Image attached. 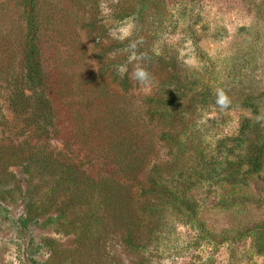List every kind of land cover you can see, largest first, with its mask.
<instances>
[{
  "label": "rangeland",
  "instance_id": "obj_1",
  "mask_svg": "<svg viewBox=\"0 0 264 264\" xmlns=\"http://www.w3.org/2000/svg\"><path fill=\"white\" fill-rule=\"evenodd\" d=\"M16 1L0 0V12L6 14L7 24L20 22L25 27ZM39 4L41 60L56 113L49 149L66 153L92 176L117 169L102 149L100 138L113 125L103 112L112 107L118 115L119 107L127 105L147 122L146 98L165 79L156 66L158 60L152 67L158 71L147 88L137 84L125 93L111 75L103 74L107 63L128 62L131 50L120 53L122 41L110 32L119 34L129 25L130 37L138 40L143 35L136 50H149L148 62L157 56H176L196 80L191 86L194 92L208 85L214 91L224 89L230 97L227 109L212 103L202 111L199 105L192 116L187 135L200 138L208 162L213 158L219 162L217 167H223L225 160L239 157L241 147L232 138L239 135L244 118L260 122L264 132V0H39ZM140 5L141 12L132 13ZM125 11L131 15L122 18ZM246 94L257 97L259 111L242 104ZM147 127L153 146L150 163L173 161L176 151L173 148L170 153V146L160 138L161 127L156 121ZM7 134L0 126V142L13 139ZM185 149L180 163L193 168L196 178L201 173L200 151ZM143 167L138 180L149 164ZM12 169L18 178L25 175L19 167ZM226 173H212L191 187L194 179H186L183 189L194 202V212L170 207L167 221L151 236L147 248L131 251L115 232L104 242L103 256L97 260L79 250L78 231L65 232L47 215L21 233L18 220L25 210L23 201H4L0 205V264H33V260L40 264H264V252L256 247V236L264 229V168L259 173L245 172L239 183L220 180ZM164 176L169 178L170 173ZM133 191L137 192V186ZM44 239H54L56 253L43 245Z\"/></svg>",
  "mask_w": 264,
  "mask_h": 264
},
{
  "label": "trees",
  "instance_id": "obj_2",
  "mask_svg": "<svg viewBox=\"0 0 264 264\" xmlns=\"http://www.w3.org/2000/svg\"><path fill=\"white\" fill-rule=\"evenodd\" d=\"M16 6L22 9L25 27L20 22L7 24L6 14L0 12V126L13 138L8 143L0 142V205L8 200L23 201L25 210L18 220L21 233L47 215L51 222L59 224L58 228L66 229L65 232L78 231L79 250L96 260L103 256L104 242L115 232L129 250L140 252L165 224L170 207L194 212V202L186 197L183 189L186 179H194L189 182L191 187L212 177V173L219 176L221 171H227L220 180L239 183L245 172L263 170L264 132L255 119L244 118L239 135L232 138L240 145L241 153L236 160H225L223 167L219 164L220 168L215 159L208 162L200 147V138L187 135L199 105L202 111L207 110L216 97L208 85L194 92L191 86L196 80L189 77L187 67L176 56L169 59L157 56L152 62H141L153 76L158 71L152 68L153 63L158 60L156 66L165 77L158 91L146 98L149 107L144 113L149 123L127 105L119 107L118 115L112 107L103 112L113 125L107 127L100 140L104 156L117 165L114 173L94 177L66 153L51 151L48 139L56 131V113L39 47L41 5L39 0H17ZM142 9V5L136 6L132 13ZM129 15L125 11L121 17ZM135 40L130 37L122 41L118 45L120 53L128 48L129 41ZM141 51L142 48L137 53ZM120 66L127 69L123 77L117 72ZM132 68L129 62H112L102 71L111 75L126 93L138 84L128 79ZM255 98L253 94H246L242 104L257 112L260 104ZM153 121L161 127L160 138L170 146V153L175 149L173 161L150 163L148 157L153 146L147 136V125ZM185 148L200 151L201 173L196 178H193V168L180 163ZM147 164L145 175L138 180L137 174ZM14 167L21 168L25 175L18 178ZM165 173H170L169 178ZM134 186L137 192L133 191ZM43 242L56 253L54 239ZM256 247L260 253L264 252V229L256 236ZM33 264L40 263L33 260Z\"/></svg>",
  "mask_w": 264,
  "mask_h": 264
},
{
  "label": "clouds",
  "instance_id": "obj_3",
  "mask_svg": "<svg viewBox=\"0 0 264 264\" xmlns=\"http://www.w3.org/2000/svg\"><path fill=\"white\" fill-rule=\"evenodd\" d=\"M100 7L103 12L105 6L101 4ZM110 35H112L115 39L119 41H123L132 35L131 25H129L128 27H122L119 30V34L115 32H110ZM142 43H143V37L139 38L138 40L132 41L128 46L129 49L131 50V55L128 56V62L130 64H133L132 71L128 73V79L130 81L137 82L141 87L147 88L152 84L153 78L151 73L142 65L141 62L150 60V57L146 52H141L139 55H137V52L135 51L137 46ZM153 51L156 50L153 49ZM156 54L159 55V52L156 51ZM186 63H191V62L186 61ZM117 72L120 74L121 77H123L127 72V69L123 66H120L117 68ZM214 95L216 97L215 103L216 105L219 106L221 110H225L230 106L231 99L224 89L222 88L215 89Z\"/></svg>",
  "mask_w": 264,
  "mask_h": 264
}]
</instances>
